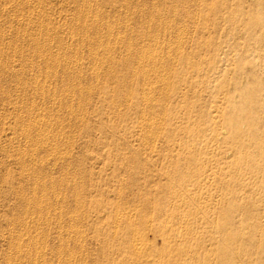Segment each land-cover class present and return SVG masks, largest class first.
<instances>
[{"label":"rangeland","instance_id":"obj_1","mask_svg":"<svg viewBox=\"0 0 264 264\" xmlns=\"http://www.w3.org/2000/svg\"><path fill=\"white\" fill-rule=\"evenodd\" d=\"M255 19L264 0H0V264H129L193 232L200 162L254 185L264 67L219 69L213 36L264 63Z\"/></svg>","mask_w":264,"mask_h":264},{"label":"bare ground","instance_id":"obj_2","mask_svg":"<svg viewBox=\"0 0 264 264\" xmlns=\"http://www.w3.org/2000/svg\"><path fill=\"white\" fill-rule=\"evenodd\" d=\"M263 23L264 22L261 20L255 19L251 24H246L245 27L241 25L240 29H242L243 32L247 31L250 33L254 31L256 27L258 28L263 25ZM236 26L237 25H235V27ZM231 33L232 31L229 30L228 26L224 27L222 23H216L215 34L213 36V47L216 51L223 52V58L225 60V62L220 65L219 69L224 65V70L228 71V67L233 66L236 72H240L247 71L250 68L264 67L261 58H256V60H254L253 55L255 53L252 56L250 54L254 52V48L256 47L252 43L253 41L250 44L247 43L249 46L242 51L241 48L239 51L237 46H235L236 49H233L231 47V41H229ZM220 36L223 38L222 47H220ZM245 46L246 45H244L243 48ZM109 47L110 46H108V48ZM96 57L97 55L95 58ZM216 65L218 64L214 66ZM260 115V120H257V117H255V119L253 121L251 120L247 125L252 128L258 123L264 124L263 111H261ZM36 123L42 124L38 120H36ZM241 135L242 131H239V128L236 131L234 129L231 140H236V138ZM50 148H53V146ZM248 148L252 149V146ZM258 152H263L264 154V147H260ZM250 157H252V152L248 151L244 153V159L231 163L229 169L233 172L232 175L234 173L238 175L237 172H239L241 176L242 174L240 172L244 168V164H247ZM253 182L255 184L252 185L258 188L260 187V190H251V182L246 178L243 180H230L223 187L222 184H219L215 165H207L200 162L197 167L195 179V225L193 232L189 231L187 228L185 233H182L180 237L168 240L166 250L161 253H157L154 249H152V253H150V246L148 244L144 247H138L140 245L135 246L129 264H264V169L260 175L253 179ZM175 229H178V227H175Z\"/></svg>","mask_w":264,"mask_h":264}]
</instances>
